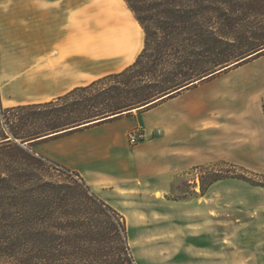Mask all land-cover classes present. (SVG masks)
<instances>
[{"label": "trees", "instance_id": "trees-1", "mask_svg": "<svg viewBox=\"0 0 264 264\" xmlns=\"http://www.w3.org/2000/svg\"><path fill=\"white\" fill-rule=\"evenodd\" d=\"M124 1L144 32L135 61L55 100L8 108L0 104V124L4 120L6 125L0 133L3 155L36 159L31 147L37 141L133 107H150L264 54V0ZM111 80L113 85L104 86ZM54 163L79 180L78 196L45 193L38 202L41 209L30 215L20 212L24 176L1 171L0 264H135L123 216L92 192L79 173ZM226 177L251 182L241 174L216 173L210 182L201 179V192ZM12 181L18 185L16 217L7 196Z\"/></svg>", "mask_w": 264, "mask_h": 264}, {"label": "crops", "instance_id": "crops-1", "mask_svg": "<svg viewBox=\"0 0 264 264\" xmlns=\"http://www.w3.org/2000/svg\"><path fill=\"white\" fill-rule=\"evenodd\" d=\"M105 2L78 10L77 0H0L3 108L55 100L135 61L144 46L142 27L124 0ZM211 81L197 82L150 107H133L37 141L31 149L79 173L92 192L119 210V198L133 196L157 176L170 177L174 164L187 165L191 143L203 149L204 124L215 119V94L205 92ZM251 116L247 110L241 121L252 125ZM136 126L146 138L131 144L127 133Z\"/></svg>", "mask_w": 264, "mask_h": 264}, {"label": "rangeland", "instance_id": "rangeland-1", "mask_svg": "<svg viewBox=\"0 0 264 264\" xmlns=\"http://www.w3.org/2000/svg\"><path fill=\"white\" fill-rule=\"evenodd\" d=\"M77 4L78 10L108 5L105 0ZM210 79L205 92L215 94V119L204 124L203 149L191 143L187 165L174 164L170 177L157 176L133 196L118 199L135 264H264V54ZM247 110L252 125L241 121ZM3 129L4 120L0 133ZM33 156L12 160L0 150V173L8 169L24 176L20 212L40 210L45 193L78 196L75 176L36 152ZM216 173L241 174L251 182L226 177L202 193L201 179L210 182ZM8 184L10 213L16 217L18 185Z\"/></svg>", "mask_w": 264, "mask_h": 264}, {"label": "built area", "instance_id": "built-area-1", "mask_svg": "<svg viewBox=\"0 0 264 264\" xmlns=\"http://www.w3.org/2000/svg\"><path fill=\"white\" fill-rule=\"evenodd\" d=\"M127 137L131 144H137L146 138V133L142 127L136 126L128 131Z\"/></svg>", "mask_w": 264, "mask_h": 264}]
</instances>
